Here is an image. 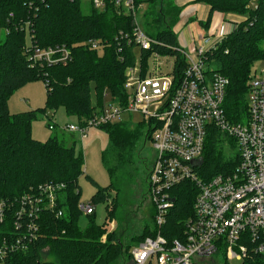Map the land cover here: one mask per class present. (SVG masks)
I'll use <instances>...</instances> for the list:
<instances>
[{
	"label": "trees",
	"instance_id": "obj_1",
	"mask_svg": "<svg viewBox=\"0 0 264 264\" xmlns=\"http://www.w3.org/2000/svg\"><path fill=\"white\" fill-rule=\"evenodd\" d=\"M193 1L206 4L210 14L217 11L243 15L237 27L205 53L209 68L228 79L225 111L237 118L236 114L245 109L244 95L250 67L255 60L264 58L261 46L264 0H256L252 7L249 6L251 0ZM82 6L83 0H0V27L6 33L0 41V200L10 201L14 207L17 205L13 202L15 198L36 190L40 184L62 182L65 185L55 208L61 207L63 214L57 217L53 211L42 212L37 222L39 229L35 230L28 248L11 254L0 264H125L131 262L132 245L156 231L152 204L154 228L149 229L148 224H144L142 232L132 235L128 243L120 236L123 232L97 226L89 213L91 223L81 229L77 215L82 211L78 184L84 167L82 152H76L75 145L69 146L58 140L55 134L45 141L33 137L31 123L37 111H9L7 102L13 90L41 79L46 89V106L41 111L51 121L59 106L67 115L77 116L81 123L113 101H127L124 71L136 62L133 16L113 3L104 9L89 4L87 11ZM141 7L144 8V25L155 30L154 36L147 33L155 38L154 50L175 57V68L181 72L184 59L180 56L181 47L174 26L179 21L182 7L176 0H136L135 9L138 11ZM210 16L201 23L202 26L207 27ZM26 30L30 35L29 46L25 45ZM91 39L100 42V51L87 45ZM55 46L69 50L67 62L48 64L43 59L30 57L36 48ZM140 52L144 66L150 51L142 49ZM93 90L96 104L91 101ZM108 95L110 101H105ZM47 111L51 112V117ZM143 126L140 123L129 127L119 120L99 126L108 134L109 145L101 151L100 158L109 183L101 187L91 176L87 177L97 186L90 201L110 203L106 214L109 221L119 220V195L123 187L134 184L139 175L135 158L138 157V141L147 137V128L143 134ZM51 131H55V125ZM202 154L200 169L205 178L221 172L224 163L233 161H224L214 133L206 139ZM195 192L194 183L188 181L171 190L174 203L160 226L168 239L182 236V223L191 213ZM11 210H8L4 224L7 229L12 228L14 220ZM18 219L25 227L26 219L21 216ZM46 250L47 260L42 258ZM216 253L221 264H226L224 251ZM240 264H264V253L250 252Z\"/></svg>",
	"mask_w": 264,
	"mask_h": 264
},
{
	"label": "built area",
	"instance_id": "obj_2",
	"mask_svg": "<svg viewBox=\"0 0 264 264\" xmlns=\"http://www.w3.org/2000/svg\"><path fill=\"white\" fill-rule=\"evenodd\" d=\"M88 1L94 8L104 9L113 3L130 13L132 36L139 51L135 64L124 71L127 101H113L78 126L71 124L65 130L83 136L89 126L121 121L122 113L143 116L141 124L147 128L144 141L155 150L147 185L156 231L132 245L131 264H215L211 259L217 258L220 250L225 253L226 264H231L233 259L241 263L250 252L264 253V69L255 70L253 75L250 72L245 93L250 101L245 103L244 112L232 118L225 111L228 79L210 69L205 57L225 35L215 40L204 35L191 53L180 48L184 66L179 72L175 57L155 51V38L138 27L136 0ZM87 45L95 51L102 49L95 39L88 40ZM142 49L150 51L144 66ZM30 57L48 64L67 62L69 50L64 46L36 48ZM48 127L53 130L54 124ZM212 133L220 145L225 141L234 147V156L223 157L224 161H233L205 178L200 165L206 139ZM187 181L194 183L196 190L191 213L182 223V236L170 240L160 226L174 203L171 190ZM64 187L62 182H45L15 198L14 207L10 201L0 200V262L28 248L39 229L42 212L53 211L57 217L63 214L61 207L55 208ZM80 209L88 214L91 205L81 204ZM8 210L14 218L11 229L4 226ZM20 216L26 219L25 227ZM110 225L112 229L114 221Z\"/></svg>",
	"mask_w": 264,
	"mask_h": 264
},
{
	"label": "rangeland",
	"instance_id": "obj_3",
	"mask_svg": "<svg viewBox=\"0 0 264 264\" xmlns=\"http://www.w3.org/2000/svg\"><path fill=\"white\" fill-rule=\"evenodd\" d=\"M90 2L88 0H83L82 9L84 11L88 10ZM206 5V4H205ZM252 7V3L249 5ZM142 7H144L142 5ZM139 8L137 15V25L139 28L146 29L145 32L149 33L150 35L154 36L155 30L152 28L150 30L144 25L143 15L142 12L144 8ZM217 12V11H216ZM220 16L225 15L224 19H233L237 21L243 17L241 14L231 13H221L217 12ZM233 16V17H232ZM232 21V20H231ZM151 28V27H150ZM25 45H30V35L28 31H25ZM5 29L0 27V41H2L5 37ZM148 34V35H149ZM199 42H197L198 44ZM196 44V45H197ZM264 48V40L261 44ZM135 57L137 56V52L139 48H135ZM189 52V50H186ZM191 53V52H189ZM137 58V57H136ZM251 68V74L253 75L254 71H259L264 69V58H260L254 61ZM91 101L93 104H96V97L94 90L91 94ZM245 103L250 101V96L247 94L244 95ZM46 89L44 87L43 80H37L28 82L27 84L15 88L13 93L8 99L9 110L14 111L17 109L14 108H22L25 106L26 109L18 111L24 112L28 110H35L37 111V115L35 119L31 123V132L32 136L40 141H45L52 135H56L58 140L62 141L64 144L72 146L75 145L76 152H82L84 158V167L82 174L78 177V184L81 187V193L79 195V201L81 204L91 205V211L89 214L93 215V221L97 226H105L108 231L117 229L120 230V236L126 242L129 240L132 235H139L144 228V224H148L147 227L149 229H153L152 226V207L151 202L148 196V185H147V175H148V168L150 167L153 161L154 155V148L149 142H145L144 138L142 137L138 142V157L135 158L136 165L138 167L139 175L137 179L134 181L135 183L127 187H123L122 193L119 195V200L121 202V207L119 209V220L114 221L113 228L111 227V222L108 220L107 217V209L109 208V202H102L96 203L90 201L91 195L95 192L97 186L91 183L87 175L91 176L98 186H105L109 183L108 173L105 171V168L102 163L101 151L108 147V134L105 132L104 129L96 127V126H89L86 130V134L81 136L78 132H69L66 131L65 128L69 125L78 126L80 121L77 116L71 114L67 115L65 109L62 106L56 108L54 114L52 115L53 121L49 120L41 111L43 107L46 106ZM105 101H110L109 95L105 98ZM16 104V105H15ZM20 104V106H19ZM17 106V107H14ZM14 109V110H13ZM16 112V111H14ZM48 113L50 111H47ZM120 120L127 123L129 127H134L142 122L143 116L137 112L131 113H122L120 114ZM51 117V112L49 113ZM53 123L55 125V131H51L48 128V124ZM143 134L146 130V127H142ZM144 136V135H143ZM222 154L223 157L229 159L234 156V147H231L225 141L221 142ZM89 214H85L84 211L78 213V225L81 229L86 228L91 223V217ZM118 222V223H117ZM119 224V227H118ZM105 234L107 233L104 232ZM103 234V236L105 235ZM102 236V238H103ZM48 250L42 254V258L47 260L49 258ZM212 261H216L215 264H220L219 260L220 257L211 259ZM208 260H205V262ZM125 264H131L130 260L127 261ZM231 264H240V261L237 259H233Z\"/></svg>",
	"mask_w": 264,
	"mask_h": 264
},
{
	"label": "crops",
	"instance_id": "obj_4",
	"mask_svg": "<svg viewBox=\"0 0 264 264\" xmlns=\"http://www.w3.org/2000/svg\"><path fill=\"white\" fill-rule=\"evenodd\" d=\"M176 3L182 7V9L179 21L175 24L174 29L178 36L179 45L185 52H187L186 50L192 52L196 47L197 42H200L204 35L209 38L211 37L212 40H215L218 36L226 35L234 30L237 27L236 24L243 20V17L240 18L238 22L233 19H231L232 21L224 19L225 15L219 17V14L216 11L210 14L209 7L207 5L204 3L194 2L193 0H176ZM230 15L231 13L228 14V16ZM209 16L210 22L207 27L202 26L201 23L205 22ZM9 105L10 104H8V107ZM14 109V111L18 112L26 108L23 106L22 108ZM14 111L10 112L14 113Z\"/></svg>",
	"mask_w": 264,
	"mask_h": 264
}]
</instances>
